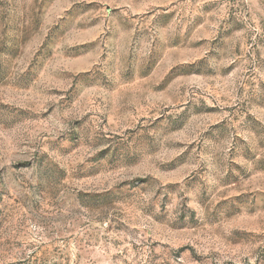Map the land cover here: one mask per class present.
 Here are the masks:
<instances>
[{
    "label": "rangeland",
    "instance_id": "obj_1",
    "mask_svg": "<svg viewBox=\"0 0 264 264\" xmlns=\"http://www.w3.org/2000/svg\"><path fill=\"white\" fill-rule=\"evenodd\" d=\"M0 264H264V0H0Z\"/></svg>",
    "mask_w": 264,
    "mask_h": 264
}]
</instances>
